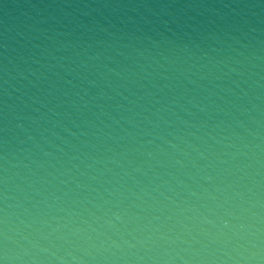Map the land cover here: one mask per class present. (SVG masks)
Masks as SVG:
<instances>
[{
    "label": "water",
    "instance_id": "obj_1",
    "mask_svg": "<svg viewBox=\"0 0 264 264\" xmlns=\"http://www.w3.org/2000/svg\"><path fill=\"white\" fill-rule=\"evenodd\" d=\"M0 264H264V0H0Z\"/></svg>",
    "mask_w": 264,
    "mask_h": 264
}]
</instances>
